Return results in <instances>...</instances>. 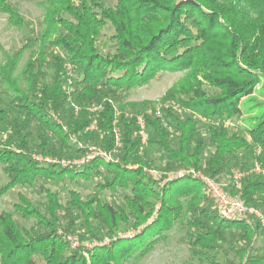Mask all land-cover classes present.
I'll list each match as a JSON object with an SVG mask.
<instances>
[{
	"label": "trees",
	"instance_id": "obj_1",
	"mask_svg": "<svg viewBox=\"0 0 264 264\" xmlns=\"http://www.w3.org/2000/svg\"><path fill=\"white\" fill-rule=\"evenodd\" d=\"M42 1L47 27L25 69L16 74L25 49L8 56L0 65V79L10 100L6 108L0 106V123L16 115L13 130L19 141L15 148L0 145V165L8 177L7 184L0 186V198L19 185L33 186L39 178L58 183L66 179L90 181L103 170L110 179L98 184L101 191L124 189L131 195L125 198L127 208L99 198L83 200L77 192H72L70 200L63 204L57 194L43 187L41 193L49 197L43 214L19 194L16 210L36 224L21 229L12 213L0 214V264H38V256L44 264H125L143 259L158 243L155 237L165 239V234L185 218H189L191 251L200 259L206 258L210 264H237L232 260L221 262L216 251L221 245L238 243V264H263L264 256L251 254L257 236L262 235L259 226L220 216L200 180L180 178L158 188V183L144 172L151 165L147 160L136 169L127 168L139 150L136 117H120L124 152L120 163L96 157L79 167L35 159L30 135L24 130L35 122L53 132L62 149L85 154L86 150L69 146L70 134L53 117L66 114L70 104L84 107L103 103L106 109L100 124L108 135L105 149L110 151L115 146L112 104L125 109L121 91L147 85L160 71H188L161 101L175 100L190 114L216 119L221 125L210 128V139L206 141L200 136L194 116L181 117L170 109L164 110L162 116H147L149 145L163 154V170L200 168L207 146L213 152L207 158L205 171L212 177L221 176L230 166H240L241 152L251 154L260 149L259 160L264 165V111L250 121L251 126L242 134L230 133L227 125L242 115L243 98L264 85V0H120L114 10L100 9V14L94 10L98 6L86 0H80L78 6L73 0ZM0 11L8 16L11 25H23L20 12L9 0H0ZM107 22L116 32L112 37L115 53L103 55L96 41ZM67 66H72L73 71L68 72ZM49 71L53 73L52 81L42 85ZM199 75L214 93L204 89ZM87 125L88 122L77 126L75 132L83 131ZM173 133L178 139L177 148L171 144ZM39 139L37 153L60 156L51 137L41 135ZM263 191L264 182L248 179L239 194L248 205H261L259 195ZM61 212L70 223L65 233L74 232V216L83 219L91 232V222L96 219L110 233L133 217L137 231L130 238L115 239L91 250H73L68 240L57 233Z\"/></svg>",
	"mask_w": 264,
	"mask_h": 264
},
{
	"label": "rangeland",
	"instance_id": "obj_2",
	"mask_svg": "<svg viewBox=\"0 0 264 264\" xmlns=\"http://www.w3.org/2000/svg\"><path fill=\"white\" fill-rule=\"evenodd\" d=\"M120 0H86L87 3L93 5L97 13H101L100 9L114 10ZM9 2L20 12L24 23L21 27L13 26L9 23L8 16L0 11V65H3L6 58L10 55H14L20 50L25 52L22 54L21 61L19 62V69L16 74L19 75L21 71L25 69V65L29 60L30 56L37 50L38 39L44 34L47 24L46 19V8L42 4V0H9ZM74 4L78 6L80 0H73ZM116 34L111 23L107 22L106 26L102 29L99 36L97 37L96 45L99 51L103 55L115 53V42L112 37ZM58 55L63 56V53L56 50ZM68 72L73 71L72 66H67ZM188 71H160L157 77L150 83L143 87L132 89L131 91L125 92L121 91L122 98L121 104L125 106L124 111L120 109V106L116 103L112 104L115 108V117H120L123 115L127 118L136 117V122L138 120H144L145 118L153 116H162L164 110L170 109L175 114L181 117L187 115L194 116L198 121V126L200 130V136L208 141L210 139V128L220 126L221 122L216 119H203L201 116L190 114L184 110L175 100H169L167 102H162L161 99L165 96L167 91L172 88L176 83L182 80ZM71 74V73H69ZM52 71H49L48 79L42 83V85H49L52 81ZM77 75V74H76ZM74 75V77H76ZM73 76V75H72ZM66 79V78H65ZM199 80L202 82L203 87L209 94L214 93V89L210 87L209 83L199 75ZM264 85L263 83L257 86L255 93L250 96L243 98L241 103L242 115L232 121H228L227 125L229 127L230 133L244 132V128H249L251 125V120L258 118L260 112L264 111ZM9 91L2 83L0 79V106L6 108L9 104ZM74 107L79 109V113L74 112ZM262 107V109H261ZM105 105L103 103L88 104L81 107L76 104H70L67 107L66 114L54 115V120L57 121L63 128V130L70 134V144L72 148L86 150L88 152H95L97 150H104L107 142V133L101 128L100 122L103 119V114L105 112ZM16 115H11L7 122L4 124L0 123V145L10 146L15 148L18 144L17 136L13 130V120ZM88 122V125L83 131L75 132L77 126H81ZM97 122V123H95ZM147 126V125H146ZM121 137L122 131L120 124L117 126ZM138 127V126H137ZM170 129V128H169ZM148 130V129H147ZM172 132V130L170 129ZM136 132V131H135ZM149 132V131H148ZM24 134H29L30 138V148L34 154L35 159L48 160L54 159L51 156H43V154L36 152V147L41 143L39 136L44 135L46 137H51L55 143L57 149L60 151V156L58 159L66 161H78L84 158L86 154H80L78 152H72L69 149H62L61 143L58 138L48 129H43L36 125L35 122H31L30 125L24 130ZM115 136V135H114ZM135 138L138 140V145H140V139L138 135L135 134ZM150 140V137H149ZM171 144L174 148L178 147V139L173 133L171 138ZM256 151V150H255ZM118 152V151H117ZM213 148L207 146L204 152V160L200 165V168L195 167H185L178 170L194 171L198 174H209L206 170L207 158L211 156ZM123 150L119 148L117 155L119 162L122 161ZM242 162L240 166H230L228 170L219 177L215 178L221 185L225 188L231 190L232 185L230 181V176L232 171L235 170H247L253 167L255 164L259 163V154L241 152ZM147 160L151 165H147L144 168V172L154 179L158 184V188H163L165 185L173 182L177 179L170 180L172 174L178 172V170H163L165 167L166 160L163 154L158 150L156 146H150L144 149L142 154L137 151V154L131 159L127 168L136 169L139 167L141 161ZM264 167V165H262ZM186 176L184 178H190L194 180H201L196 176L190 177ZM211 176V175H210ZM212 177V176H211ZM110 179V174L103 170L101 175L94 176L90 181L77 180L70 181L66 179L64 183L54 182L48 179L39 178L38 181L33 185H19L13 190L9 191L6 195L0 198V214L3 212H10L13 214L19 228L30 229L35 226L36 222L34 219H25L20 212L15 208V205L19 202V194L26 196L38 209V211L43 214L46 213V208L49 206V197L45 192H42V188L49 189L52 193L57 194V199L63 204H66L70 198L72 192H77L80 194L83 200L87 197L99 198L102 202L111 203L115 207H126L125 198L131 195L130 190L118 189L117 191H107L99 189L98 184L104 183V181ZM179 179V178H178ZM256 181L262 180L260 176H250L246 180ZM202 181V180H201ZM8 182V177L3 171V167L0 165V186H4ZM204 185V184H203ZM244 186V185H243ZM243 188V187H242ZM205 193L209 196L206 187L204 186ZM263 193L259 195V199L263 202ZM158 210V207H156ZM64 213L59 214L60 226L57 229V233L68 240L71 248L73 250L84 248L85 250L93 249L96 246H101L104 244H109L112 240L119 238H130L132 237L137 229L135 228V220L130 217L128 222H122L121 227L110 233L108 228L100 224L99 220L94 219L91 222L92 232L88 230L85 226L84 220L79 219L74 216L76 226L73 229V233H65L66 227L70 224L65 218ZM77 217V218H75ZM189 218L178 221L174 228L165 234V239H159L155 248L148 253L143 259L136 260L133 259L125 264H210V260L206 258L200 259L197 255H194L191 251L189 233L191 232L188 226ZM247 223V222H246ZM40 232H44L43 228H39ZM241 248V244L234 243L232 245H221L216 251L219 260H232L239 263V257L237 251ZM253 251L251 252L254 256H264V237L259 235L253 245ZM38 264H44L42 258L37 257ZM264 264V263H263Z\"/></svg>",
	"mask_w": 264,
	"mask_h": 264
},
{
	"label": "built area",
	"instance_id": "obj_3",
	"mask_svg": "<svg viewBox=\"0 0 264 264\" xmlns=\"http://www.w3.org/2000/svg\"><path fill=\"white\" fill-rule=\"evenodd\" d=\"M74 112L79 113V109L74 107ZM97 123V122H95ZM119 125V118L115 117L114 121V135H115V146L112 150H97L95 152H86L83 159L78 161H66L58 158L48 160V163L61 164L63 166H83L90 161L94 160L96 157H100L106 162L120 163L118 159L119 148L122 150L121 134L117 129ZM137 129L135 134L138 135L140 139L139 153L142 154L144 149L148 147L149 143V132L147 130L146 122L144 120H138ZM118 151V152H117ZM261 150L257 149L255 154L260 155ZM192 177L193 175L201 179L200 181L206 187V190L215 204L220 216L230 221H246L249 224H257L260 228L261 236L264 237V195L263 202L261 205H248L245 200L240 197L239 191L242 190L245 180L253 175H258L262 180H264V167L259 163L255 164L253 167L247 170H235L232 171L230 176V181L232 185L231 190L225 188L221 185L215 178L210 175L196 174L194 171L190 170H178V172L172 174L170 180L180 179L186 176Z\"/></svg>",
	"mask_w": 264,
	"mask_h": 264
}]
</instances>
